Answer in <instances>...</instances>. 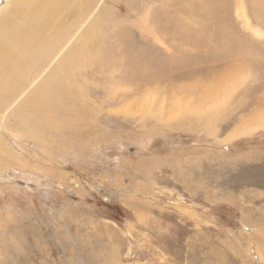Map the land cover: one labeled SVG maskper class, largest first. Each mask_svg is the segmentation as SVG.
<instances>
[{"label": "rangeland", "instance_id": "374dc122", "mask_svg": "<svg viewBox=\"0 0 264 264\" xmlns=\"http://www.w3.org/2000/svg\"><path fill=\"white\" fill-rule=\"evenodd\" d=\"M71 3L0 91V264H264V0Z\"/></svg>", "mask_w": 264, "mask_h": 264}, {"label": "bare ground", "instance_id": "6f19581e", "mask_svg": "<svg viewBox=\"0 0 264 264\" xmlns=\"http://www.w3.org/2000/svg\"><path fill=\"white\" fill-rule=\"evenodd\" d=\"M49 1L52 2L46 4V0H28V6L21 10L20 4L22 2L20 0H15L14 3H11L10 0L7 9L0 12V91L3 92L4 87H2V84L6 80L18 78L22 70L26 69L27 71V65H24L22 60L20 61V57L22 55L28 56L31 46L35 49L38 43H45L42 30L49 24L46 20L48 10L52 7L63 11L61 9L66 6L67 11H69L73 5L71 0ZM17 5L19 8L16 7ZM41 49L40 54H37V58H35V63L32 64L36 68L45 64L43 63L44 59L41 57H46V47L44 46ZM17 51L18 53L14 58L10 56L11 52ZM71 54H73V50ZM74 58L78 59L77 56ZM65 61L63 59L59 60L51 69V73L35 86L31 96L27 99L30 111L45 107H61V101L66 99L62 95H67L63 83L70 81L69 71L64 70L60 73ZM72 62L75 63V61ZM225 76L226 73H220V78L223 79Z\"/></svg>", "mask_w": 264, "mask_h": 264}]
</instances>
